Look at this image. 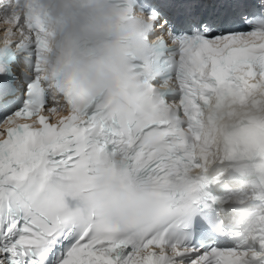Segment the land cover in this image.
Instances as JSON below:
<instances>
[{
	"label": "snow or ice",
	"instance_id": "obj_1",
	"mask_svg": "<svg viewBox=\"0 0 264 264\" xmlns=\"http://www.w3.org/2000/svg\"><path fill=\"white\" fill-rule=\"evenodd\" d=\"M0 264H264V0H0Z\"/></svg>",
	"mask_w": 264,
	"mask_h": 264
}]
</instances>
